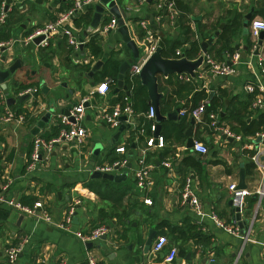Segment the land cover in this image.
I'll use <instances>...</instances> for the list:
<instances>
[{
	"label": "crops",
	"instance_id": "obj_1",
	"mask_svg": "<svg viewBox=\"0 0 264 264\" xmlns=\"http://www.w3.org/2000/svg\"><path fill=\"white\" fill-rule=\"evenodd\" d=\"M188 1L192 16L196 17L188 25L192 30H196L197 20L206 24L209 29L218 23L211 36L212 42L207 46L206 54L211 56L213 55L209 50L216 40L215 32L219 25L223 23L225 26L236 18L239 28L232 37L231 46L240 54L244 52V57H252L254 72L240 64L235 75L217 76L211 74L203 63L195 70V77L185 73L175 74L172 78L158 75V89L162 97L171 101V106L167 101L161 104L162 114L176 108L179 111L174 118H166L160 123L158 133L164 136V146L150 148L146 153L145 160L150 165V183L144 189L135 185L134 170L138 165L140 149L144 146V137L137 134L136 126L143 124V115L147 111L134 112L130 123L121 121L124 129L118 139L114 138L117 128L109 127L96 114L97 108L110 109L121 100L122 92L126 90V87H117L118 68L115 79L109 75L100 79L107 59L113 53L119 66L132 55L130 48L122 40L118 25L110 32H101L102 26L111 16L110 13H106L105 19L100 20L92 31L87 30L94 12L92 6H87L72 19V31L77 38L84 41L83 58L79 54L73 55L78 51H73L67 45L66 37L60 33L53 34L46 46L23 41L34 27L54 20L59 12L69 6L68 2L11 1L6 11V20L0 23V37L3 35V28L7 33L6 38H1L0 42L11 41L0 52V57L5 56L1 65L8 68L17 60L23 66H17L9 73L3 81L5 88L0 86V115L4 107H7L14 112L24 109L28 118L20 124L4 122L0 125V187L8 184L7 195L26 205L31 206L35 201L42 200L51 223L36 220L15 208L0 204V264H41V260L54 263L61 259L67 264H86L88 252L104 264H264V198L255 197L253 193L245 197L240 209V224L235 217L233 205L228 204V185L238 182L240 167H244L247 189L253 191L262 184V173L255 166L246 167L251 163L250 149L246 146L255 147V138L252 135L244 137L235 130L240 119L249 121L258 111L264 110V71L261 72L256 63L257 56L264 55V40L259 53L255 55L253 51L256 42L252 40L249 30L252 20L264 21V0ZM115 2L127 12L124 22L140 51L133 61L145 55L147 32L157 35L158 38L163 36L166 39H183L177 23L174 21V25L170 24L168 17L160 13L157 0ZM250 10L251 19L248 21L245 15ZM84 15L89 20L87 23L81 20ZM151 16L155 28L151 27ZM142 22L145 23V28L142 27ZM245 24L247 28L244 27ZM93 33L98 35L101 47L99 57L90 55L85 45ZM204 40H199L198 55ZM187 46L182 45L177 49L182 52ZM102 58L105 59L102 64L92 69L96 61ZM59 66L61 68L55 74L67 76L69 85L65 86L64 91H57L53 101L47 98L48 94H52L51 85L47 81L43 83L46 91L42 90V94L38 93V89L34 96L28 95L23 101L16 99V95L26 88L25 85H35L34 82L38 81L36 74L48 75L52 68ZM262 67L264 69V61ZM126 75L127 70L123 80L125 86ZM45 80H48V76ZM105 80H110L108 92L105 95L96 93L94 86ZM247 84L254 87V92L245 90ZM197 91H203L208 99L213 96L218 98L219 104L215 107V112L219 115L220 123L241 135L240 142L224 138L222 134H215L194 119L191 124V116L180 114V110L188 111L193 107V93ZM9 96L15 98L10 104L7 103ZM256 97H260L263 104L255 105ZM82 98H87L85 103L88 104L82 122L86 128V137L77 145L67 142L57 144L53 150L42 155L35 171L27 172L26 164L32 150L33 138H44L45 134H51L55 126L59 127V114ZM147 103L151 105L149 98ZM47 114L48 120L37 127L36 123ZM183 117L186 126L181 131L179 123ZM203 120H206L205 114ZM189 126L193 141L198 140L208 146L206 154L195 153L191 147L186 146V130ZM118 146H124L125 153L117 152ZM123 156L128 158L126 167L112 173L122 174L119 179L104 178L109 182L103 183L102 177H91L93 167L109 164L113 162L112 158ZM164 161L169 162V167L162 164ZM90 162L93 165L91 170H87ZM186 176L192 180L191 187L204 212L202 216L196 215L189 204L181 203V190ZM144 198H149L151 204H145ZM77 200L79 202H75ZM71 206H74L72 223L69 230H64L56 224L63 221ZM121 212L126 215H121ZM211 212L228 224L237 220L238 225L246 227L251 223L250 240L243 242L239 237L217 227L209 217ZM101 224L107 227L106 240L87 241L92 243L87 246V242H82L74 235V231L87 234ZM149 230H153L154 237L148 252L143 253L141 246ZM158 235H164L167 243L162 250L153 251L152 244ZM24 238L26 240L22 252L14 262H8L5 249L9 245L21 243ZM170 248H175L177 254L171 263H166L164 258Z\"/></svg>",
	"mask_w": 264,
	"mask_h": 264
},
{
	"label": "built area",
	"instance_id": "obj_2",
	"mask_svg": "<svg viewBox=\"0 0 264 264\" xmlns=\"http://www.w3.org/2000/svg\"><path fill=\"white\" fill-rule=\"evenodd\" d=\"M68 2L69 6L58 13V15L54 18V20L45 23L41 26L34 27L31 32L23 38L25 43L33 42L34 38L42 35L43 38L37 43V45L46 46L49 42L50 37L53 34L60 33L66 37L67 45L71 47L73 51H78L80 43L84 42L76 37L74 32L72 31L71 21L77 16L80 12L85 10V7L89 5L93 0H65ZM158 8L165 7L167 10V17L170 24H173L176 16L178 14L177 9L174 6V0H157ZM5 0H0V23H4L6 20V10ZM110 18L106 24H104L101 28V32H110L117 27V18L114 14H110ZM142 27L145 28L146 25L144 22L141 23ZM250 35L252 40L257 43L258 34L261 30H264V21L260 19L252 20L250 23ZM144 42V56L137 61H133L130 63L127 69V77L130 82L133 81L140 72L142 64L146 60V58L155 50L158 45V36L147 32ZM256 43L254 47L256 46ZM11 44V41H1L0 42V52L4 50L5 47H8ZM182 52L180 50H175V57H180ZM225 58L223 60H217L213 56L206 54L204 55L203 63H205L208 67V70L211 74L217 76H228L235 75L238 71V65L243 64L249 70L254 72V65L252 61V57H242L239 51H233L230 53H225ZM92 58V57H91ZM85 61V60H84ZM264 61V55H258L256 59V63L260 66V71L263 72L264 69L262 67V63ZM86 62V61H85ZM186 74V73H185ZM110 80H105L100 82L94 86V91L98 94L105 95L109 88L108 82ZM245 90L247 92H254V87L251 84L245 85ZM38 88L35 86L24 88L20 94H28L29 96H34L37 93ZM2 99V95H0ZM87 98H82L77 104L70 106L68 113H62L58 116L59 123V132L56 136L51 137L49 139H45L41 136H35L32 140V150L29 156V160L26 164V171L33 172L37 168V164L40 161L43 154L50 152L53 150L55 145L60 144L61 142L71 143L72 145L80 144L83 139L86 137L87 132L86 128L82 124L85 115H86V107L84 106ZM2 103V100L0 101ZM255 105L263 104V101L260 97H256L254 101ZM96 114L98 117L109 127L117 128L121 120L119 117L121 115L126 116L125 122L130 123L134 114L133 108L131 106V101L127 95L123 96L121 100L113 104V106L108 109L106 107L97 108ZM181 115L188 114L191 116L197 123H202L207 128L211 130V132L215 134H222L224 138H231L237 142L242 140L241 135L236 134L231 131L229 127H226L220 123V118L217 112L211 111L208 114V120H203L205 114V105L204 102L201 101L197 105L190 108L188 111L185 109L180 110ZM144 120L148 121L147 128L143 124H138L137 134L139 136L144 137V146L140 149V156L137 160V168L134 170V178L135 185L144 189L150 183V165L146 163L145 156L147 151L150 148H162L164 146V137L162 134H155L157 123L154 120L155 112L152 105H149L147 112L143 115ZM26 120V113H15L12 110H9L7 107H4L3 113L0 115V125L4 122H15L22 123ZM146 130H149V134H146ZM220 136V135H219ZM256 139L260 138V142L255 143V147L251 145H247L246 147L250 149L249 157L250 161L253 165L262 173V184L258 186L253 191H250L247 188H237V183L232 182L228 185V191L230 194V198L233 202V207L238 206L239 209L244 204V199L246 196H249L251 193H255L258 198H264V128L253 135ZM191 150L198 154H206L208 151V146L198 140H194L191 146ZM116 151L120 153H125L124 146L116 147ZM128 162L127 156H123L119 159L114 160L109 164L98 165L93 167V170L104 172V173H114L119 169H123L126 167ZM164 166L169 167V162H162ZM191 178L189 176L185 177V182L181 190V203L189 204L192 210L196 215L202 216L204 215L202 205L199 202L198 197L195 195L192 187H191ZM8 184H3L0 187V204H5L12 208L17 209L19 212L26 214L28 216L34 217L36 220H43L51 223V218L46 209H44V203L42 200H37L33 203V205H26L21 203L19 200H16L7 195ZM75 202H79L78 200ZM143 202L145 204H151V200L149 198H144ZM74 215V206L69 207L67 213L62 222L56 224L58 227L69 230L70 225L72 223ZM209 217L213 220L214 224L225 230L226 232L239 237L243 242L250 240L249 233L251 231V223L246 227H241L238 225L237 220L232 224L225 223L221 220L215 213H209ZM107 231V227L103 224L98 225L92 228L87 234H84L80 231H74V235L78 237L82 242L91 241L94 242L99 240V237L105 234ZM26 238L23 239L21 243L16 245H9L5 249V256L8 262H14L18 255L22 252L23 245ZM167 239L164 235H158L152 244L153 251H160L166 245ZM177 251L175 248H170L168 253L166 254L164 261L166 263H171L174 257L176 256ZM86 264H104L100 262L93 254L90 252L87 253ZM264 263V258H263ZM41 264H67L65 260L61 259L59 261H55L54 263H50L47 260H41ZM236 264V263H233Z\"/></svg>",
	"mask_w": 264,
	"mask_h": 264
},
{
	"label": "water",
	"instance_id": "obj_3",
	"mask_svg": "<svg viewBox=\"0 0 264 264\" xmlns=\"http://www.w3.org/2000/svg\"><path fill=\"white\" fill-rule=\"evenodd\" d=\"M12 0H5V7L4 10H6L11 3ZM37 2L38 0H34ZM40 2V1H39ZM91 8H93L94 12L92 14L91 20L87 26V30L92 31L94 28L97 27L99 21H103L104 16L107 15L106 13L114 14L117 17V25H118V31L122 35V40L125 42V44L130 48L131 50V56L125 60H123L119 66H118V74H117V87H122L125 89V85H123V80L124 76L126 73V70L128 69L130 63L133 62V59L138 57L140 51L139 48L136 46L135 41L130 37L129 29L127 24L124 22V19L127 16V12L121 9L115 2V0H93L89 5H87ZM86 6V7H87ZM85 7V8H86ZM20 8V6L18 7ZM251 13L252 11L250 10L246 15L245 18L249 21L251 19ZM193 18H196L193 16ZM151 27L155 28L156 25L153 22L152 16L149 18ZM224 24L221 23L218 27V30L215 32V35H218L219 30L223 28ZM245 28H247V24L244 25ZM246 31V30H245ZM43 38L42 35L37 36L34 38L33 43H38L41 39ZM81 40V39H80ZM264 40V30H261L258 34L257 38V43L255 46V49L253 53L257 55L259 53V48L262 45ZM212 42V37L208 38L207 40H204L201 42V53L193 58L190 59L184 55V53H181L180 57H164L162 56L161 53V46L157 45L155 50L146 58L144 63L142 64V67L140 69V72L138 74L139 82L146 87L148 98L150 104L154 108L155 112V117L154 120L157 123V128L155 131V134L159 132L160 129V123L166 118H174L179 111V108H176L174 111H171L167 114H162L161 109H160V98L162 97V93L158 89V75L161 74L164 77H168L171 74H180V73H186L191 77H195V70L199 68L203 64V59L204 55L207 51V46L211 44ZM69 48V47H68ZM245 48V47H244ZM78 54L85 58V53L83 52V43H80L79 50L78 52H74V56H78ZM246 54L242 52L241 56L244 57ZM105 59L102 58L101 60L96 61V63L93 65L92 69H95L99 67L102 62ZM5 61V56L0 57V86L2 88H5V84L3 81L5 78L9 75V73H12L15 68L22 67L23 64L18 62L17 60L13 62L11 66L8 68H4L1 64ZM85 64V62H83ZM73 77V75H72ZM46 88L44 85H42V90H45ZM8 95V93H6ZM28 97V94H17L16 99L19 101H23ZM15 98L12 96L7 97V103L10 104V102H14ZM84 106H88L87 103H84ZM70 106H67L64 109V113L67 114ZM49 118V114L46 115V117H41V119L36 123V126H42L44 122H46ZM121 121H125L126 116L121 115L119 117ZM191 124L194 123L193 118H191ZM129 125H127L128 127ZM124 129V124L120 123V125L117 127L116 132L114 133V138L118 139L120 132ZM186 135H187V141H186V146L191 147L193 143V138H192V132H191V126H189L186 130ZM231 139V138H229ZM260 142V138L257 137L254 139V143ZM92 162H90V166L87 167V170H91ZM122 174H112V173H102L100 171H92L91 172V177H102V178H107L111 180H117L121 177ZM237 188H246V183H245V178H244V167H240L239 173H238V182H237ZM253 196L256 197V194L253 193ZM228 204L232 205V199L230 198L228 200ZM235 211V217L238 220L239 224L241 214H240V209L238 206H235L234 208ZM154 237V232L153 230H149L145 239L143 240L141 250L143 253H147L149 250V246L151 244V241ZM140 239H142L141 236H139ZM101 240H106V234H103L99 237ZM92 243L87 242L86 245L90 246ZM186 259H189V254L186 255Z\"/></svg>",
	"mask_w": 264,
	"mask_h": 264
},
{
	"label": "trees",
	"instance_id": "obj_4",
	"mask_svg": "<svg viewBox=\"0 0 264 264\" xmlns=\"http://www.w3.org/2000/svg\"><path fill=\"white\" fill-rule=\"evenodd\" d=\"M174 6L178 11V14L176 16L175 22L177 23V28L181 29V33L183 34V39L175 38V39H166L165 37L161 36L158 39V45L161 46L162 50V56L164 57H173L175 55V50L182 45H188L186 48L183 49L182 53L190 59H193L197 57L199 53L200 48V42L199 40L207 39L211 36H213L214 31L218 25V23L215 25V27L210 26V29L207 27L206 24H201L200 20H197V28L196 30H192L190 28L189 22L193 18L192 16V9L190 6V3L188 0H174ZM160 13L164 14L165 16L168 15L167 10L165 7L159 8ZM80 19V18H79ZM81 20L83 23H87L89 20L87 18V15H84L81 17ZM78 21V19H76ZM174 25V23H173ZM239 28V22H237L236 18L232 19L229 23H227L223 29L220 31V33L217 35L215 42L211 46L209 53L213 55L217 60H223V55L225 53L233 52L234 49L231 46L232 37L237 34V29ZM1 38H6V32L3 30ZM30 33V32H29ZM28 33V34H29ZM157 36V35H156ZM86 47L88 48L90 55L93 57H99L101 54V47L99 44L98 35L96 33H93L89 36V39L85 43ZM118 68V63L115 61V57L112 55L109 59H107L106 64L103 68V76L100 78L101 80L104 79L106 76H112L115 79V74ZM175 74H171L168 76V78L174 77ZM126 82V90L122 92V96L127 95L131 101V106L133 108L134 112H145L148 109V94L146 87L143 86L139 80L138 77L133 79L132 82L128 79L127 75L125 77ZM24 87H27L26 85ZM190 90L188 89V92ZM254 94V93H253ZM119 98V99H120ZM117 101V100H116ZM167 101L166 103L171 106L170 99H165L162 97V100L160 99V107L163 102ZM193 103L192 106L197 105L201 101L204 102L205 105V116L206 121L208 120V114L209 112L216 111L215 107L219 104L218 98L213 96L208 99V95H206L203 91H197L193 93ZM184 108V107H182ZM180 108V109H182ZM161 109V108H160ZM16 113H22L24 112V109H18L15 111ZM28 116H26V119ZM142 120V119H141ZM144 123V120H142ZM186 120L185 117H183L180 120V128L181 131L186 126ZM239 126L235 130L236 133H241L242 136H249V135H255L256 132L262 130L264 128V110L258 111L257 115L253 118H251L249 121L247 119H243L239 121ZM140 125V124H139ZM145 127L147 128V121L144 123ZM60 127L55 126L53 128V132L50 134H45L44 138L49 139L51 137H54L58 134ZM149 130H146V134H149ZM166 135V134H165ZM164 137V136H163ZM117 158H112L111 161L116 160ZM119 159V158H118ZM253 163L247 164V168L253 167ZM103 183L109 182L107 179H102ZM121 215L125 216V212H121ZM119 214V215H120Z\"/></svg>",
	"mask_w": 264,
	"mask_h": 264
},
{
	"label": "rangeland",
	"instance_id": "obj_5",
	"mask_svg": "<svg viewBox=\"0 0 264 264\" xmlns=\"http://www.w3.org/2000/svg\"><path fill=\"white\" fill-rule=\"evenodd\" d=\"M30 55H32V54H30ZM60 68H61L60 66L52 68L50 74H48V75H46V74H36L38 76V81L34 82L35 83L34 86H36L39 89L38 93H40V94L43 93L42 85H43V83H45V81H47V83H49V85H51L52 89L50 91H52V94H50V95L48 94L47 95V98H48L49 101H53L55 99L54 95L57 94V91L58 92L64 91L65 86L69 85V81L67 79L68 78L67 76L62 75V74H55L56 71L59 70ZM46 76H48V80H45ZM133 222H135V221H133Z\"/></svg>",
	"mask_w": 264,
	"mask_h": 264
}]
</instances>
